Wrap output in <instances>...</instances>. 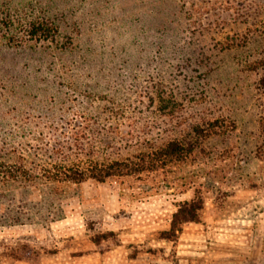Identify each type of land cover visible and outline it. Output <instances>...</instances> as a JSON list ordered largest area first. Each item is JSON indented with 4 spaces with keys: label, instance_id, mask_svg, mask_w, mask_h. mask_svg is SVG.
<instances>
[{
    "label": "rangeland",
    "instance_id": "obj_1",
    "mask_svg": "<svg viewBox=\"0 0 264 264\" xmlns=\"http://www.w3.org/2000/svg\"><path fill=\"white\" fill-rule=\"evenodd\" d=\"M0 264H264V0H0Z\"/></svg>",
    "mask_w": 264,
    "mask_h": 264
},
{
    "label": "trees",
    "instance_id": "obj_2",
    "mask_svg": "<svg viewBox=\"0 0 264 264\" xmlns=\"http://www.w3.org/2000/svg\"><path fill=\"white\" fill-rule=\"evenodd\" d=\"M31 38L40 39L47 38L49 27L43 23L33 24L29 30ZM185 149L176 141H167L159 146L151 148V150L137 161H112L110 163H94L86 168H80L78 165L66 167L60 173V176L48 177L52 181L62 182H83L91 179L97 182H103L111 176L121 175H138L142 172H149L157 169L160 165L170 163L173 160L184 157ZM191 212L184 221L194 220L196 218V209L193 203L189 204Z\"/></svg>",
    "mask_w": 264,
    "mask_h": 264
}]
</instances>
